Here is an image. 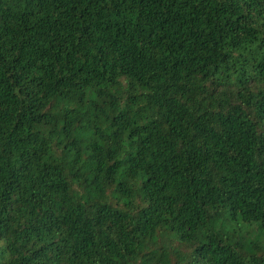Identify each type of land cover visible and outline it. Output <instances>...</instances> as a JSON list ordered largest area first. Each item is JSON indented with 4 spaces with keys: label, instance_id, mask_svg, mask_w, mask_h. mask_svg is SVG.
<instances>
[{
    "label": "trees",
    "instance_id": "1",
    "mask_svg": "<svg viewBox=\"0 0 264 264\" xmlns=\"http://www.w3.org/2000/svg\"><path fill=\"white\" fill-rule=\"evenodd\" d=\"M0 264H264V0H0Z\"/></svg>",
    "mask_w": 264,
    "mask_h": 264
}]
</instances>
